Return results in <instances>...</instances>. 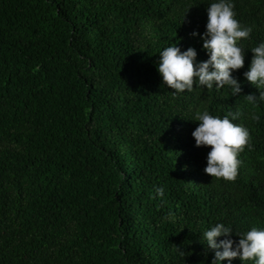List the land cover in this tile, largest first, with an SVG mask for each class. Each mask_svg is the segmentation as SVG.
Wrapping results in <instances>:
<instances>
[{
	"label": "trees",
	"instance_id": "trees-1",
	"mask_svg": "<svg viewBox=\"0 0 264 264\" xmlns=\"http://www.w3.org/2000/svg\"><path fill=\"white\" fill-rule=\"evenodd\" d=\"M211 2L0 0V264H211L206 228L264 227V101L247 102L260 90L243 75L264 41V0H235L253 27L233 72L240 95L176 94L157 68L174 42L208 58L191 33ZM197 108L242 113L251 147L234 180L204 171Z\"/></svg>",
	"mask_w": 264,
	"mask_h": 264
},
{
	"label": "clouds",
	"instance_id": "clouds-1",
	"mask_svg": "<svg viewBox=\"0 0 264 264\" xmlns=\"http://www.w3.org/2000/svg\"><path fill=\"white\" fill-rule=\"evenodd\" d=\"M206 11V30L203 33L193 30L191 35L200 36L208 58L197 61L194 47L181 50L174 42L159 51L158 72L176 94L196 87L220 89L227 85L232 96H238L242 93L241 81L233 72L245 64L247 49L242 45V38L247 39L253 27L242 25L236 18L235 0H212ZM250 50L253 56L249 69L243 75L260 92L259 95L246 94L245 98L257 106L264 101V41ZM194 115L193 120L199 122L192 132L196 146H211L204 171L215 178L234 180L242 163L239 154L245 146L251 147L250 129L236 122L242 113L229 111L219 116L207 108H197ZM251 118L260 120L257 113H253ZM155 192L163 196L164 186H157ZM167 218L173 219L174 216L170 213ZM233 233L239 237L238 241ZM202 235L206 245L214 250L211 264H221L225 260L226 264H233L234 258H239L242 264L248 260L253 264H264V227L252 226L246 231L234 232L231 224L219 221L206 228ZM220 237L223 238L218 239Z\"/></svg>",
	"mask_w": 264,
	"mask_h": 264
}]
</instances>
